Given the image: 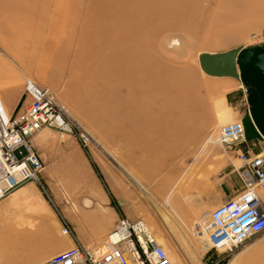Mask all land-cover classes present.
Listing matches in <instances>:
<instances>
[{
    "label": "rangeland",
    "instance_id": "374dc122",
    "mask_svg": "<svg viewBox=\"0 0 264 264\" xmlns=\"http://www.w3.org/2000/svg\"><path fill=\"white\" fill-rule=\"evenodd\" d=\"M138 2L0 0V97L4 89L18 90L21 93L19 104L25 99L28 101L24 82L30 78L50 89L72 126L69 132L43 126L30 138L44 162V187H38L53 211L50 209V214L41 216V223L36 220V229L19 232L21 237L0 235L5 250L18 259L43 237L41 230L46 225L51 226L50 233L53 232L54 214L60 217V212L68 222L72 220L71 214L79 216L82 206L78 198L82 196L85 204L90 203L87 197L92 198L89 185L100 189L106 194L107 203L119 209L115 221L119 215L141 218L160 238L173 263L201 264L200 256L205 251L216 253L208 243L209 225L199 221L209 219L212 208L240 189L241 180L235 167L242 163L239 148L243 149L246 141L235 144L232 151L210 140L206 144V141L216 136L221 125L244 114L248 103L240 79L208 73L199 58L206 53L264 44V4L254 6L244 18V26L241 24L237 29L234 26L232 30L227 24H219L218 28H230L231 33L215 38L211 48L204 49L199 44L184 51L187 33L182 29L191 26L187 25L190 24L188 19H181L177 27L159 32L154 51L165 61L175 63L176 69L179 66L190 71L191 81L199 86L198 93L216 105L206 119L207 127L185 141L176 155L169 156V152L160 148L166 140L165 134H160L162 129H158L164 117H154L148 123L153 130H158L147 134L139 142L140 146L121 135L122 132L137 135L142 128L134 116L124 113L133 102L126 99L124 91L119 93L114 82L118 75L114 62L123 49L109 48L108 44H115L119 35L128 38L132 26L126 27L122 22L135 19L137 9L148 10L159 5L156 0H141L139 5ZM116 23L120 26L116 27ZM225 36L229 38H223ZM171 37L180 39V43L170 45L172 48H167V55L161 40ZM79 131L88 135L86 144L78 139ZM168 134L175 138L185 135L178 127L171 128ZM254 141L256 148H264V140ZM74 160L86 183L76 181L69 165ZM89 175L96 178L94 184L89 182ZM96 204L91 202L92 207ZM197 215H201V219L195 217ZM200 228L204 234L199 232ZM58 232L64 234L61 227ZM175 233L181 240L176 239ZM105 235L86 245L100 243ZM198 246L204 247L199 255Z\"/></svg>",
    "mask_w": 264,
    "mask_h": 264
},
{
    "label": "built area",
    "instance_id": "2783aa9c",
    "mask_svg": "<svg viewBox=\"0 0 264 264\" xmlns=\"http://www.w3.org/2000/svg\"><path fill=\"white\" fill-rule=\"evenodd\" d=\"M243 86L246 90V86ZM24 90L29 100L21 112L9 113L0 100V198L26 180H33L44 187V162L30 141L37 130L43 126H52L60 131H72L70 122L47 86L35 84L30 78H26ZM248 106L247 104L245 112L248 111ZM217 136L216 143L228 149H233L235 144L244 142L247 138L241 119L221 125ZM78 139L83 144L89 141L88 135L83 131L78 132ZM239 150L243 163L236 170L241 187L233 196L217 204L209 212L211 228L208 232V243L217 254L214 263L227 259L249 239L264 232V148ZM61 223V232L76 238L73 228L63 216ZM37 264L172 262L165 248L153 240L141 218L120 215L102 242L86 245L76 239L74 245Z\"/></svg>",
    "mask_w": 264,
    "mask_h": 264
},
{
    "label": "bare ground",
    "instance_id": "6f19581e",
    "mask_svg": "<svg viewBox=\"0 0 264 264\" xmlns=\"http://www.w3.org/2000/svg\"><path fill=\"white\" fill-rule=\"evenodd\" d=\"M156 1L159 5L154 6L152 9L147 8L148 10H143L142 8L137 9V17L135 19H132L127 23L122 22L126 27L132 26V33L128 35V38L126 39L121 38L119 35V39L116 40V43L113 45L109 43L108 47L110 48V46H113L115 48L118 47L119 49H123L122 51H119V55H116L117 59L114 62L118 74L117 79L114 81L117 88L114 87L119 93L124 91L126 99L133 102L131 108L128 110L125 109L124 113L126 116H134L133 119L136 120V123L140 124L142 128L137 135L131 136L124 134L123 132L121 135L134 140L137 142L138 146H140L139 142L147 134L156 133L158 129H162L163 132L160 134H165L164 137L166 140L160 148L169 152V156H174L178 151L183 149L185 141L187 143L188 140L192 139L202 129L207 127L208 124L206 123V119L209 117L208 115L212 113L213 107L216 108V105L210 103L211 99L209 101L198 93L199 86L191 81L190 71H187L185 68L182 69L179 66L178 69H176L177 65L175 63L172 64V62L165 61L154 51L156 37L163 29L177 27L179 20L188 19L190 20V24L187 25L191 26L185 30L182 29L187 33V40H184V51L186 50L185 52H187L189 49H192V47H195L196 45L199 46V44H201L204 49L211 48V43L212 41L215 42V38L231 33L230 28H218L219 24H227L231 29L235 28L234 26H236L237 29L241 24L244 26V18L254 10L255 5L256 7L263 5L264 0ZM140 2L141 0H139L138 5ZM140 6L144 7L143 4H140ZM115 25L118 27L120 26V23H116ZM192 28L194 30H192ZM223 38H227V36ZM221 42L219 44H221ZM226 42L223 41L224 44H226ZM161 43L164 52L169 55L166 52V50H168L167 48H172L178 45L180 39L171 37L166 40H161ZM233 50L234 49H231L227 52ZM184 51L183 53H185ZM216 55L219 54L206 53L201 55L199 60H205L206 58L210 59V57ZM202 67L210 74L219 76L222 74L221 72H214V70L208 66L202 65ZM229 75L241 80L238 74ZM0 100L2 101L1 97ZM2 105L4 106L3 102ZM160 116L165 118L164 123L162 126H158V129L153 130L148 123L152 122L154 117L158 118ZM238 119L242 120V117H237L235 120ZM145 122L147 124H145ZM174 127H178L179 131L185 134L183 135L184 137L175 138L170 136L168 132ZM259 139L264 140V137H260ZM209 140L216 143L218 141L217 134L216 136L207 139L206 144ZM219 145L223 147L224 150L232 151V149H228L220 143ZM239 159L241 160L240 156ZM42 202L43 204L39 201V204L32 205L28 209V211L34 214H32L34 217L44 216L51 213L49 207L46 206V203H44L43 200ZM59 214L60 217L58 218L61 221V216L63 215L60 212ZM60 221L59 224L61 227L62 223ZM208 221L210 230V217ZM36 222L37 221L34 218L25 221V224L30 229H36ZM68 224L72 227L70 222ZM50 228L51 226L46 225L45 228L41 230L43 237L50 233ZM148 230L153 240L160 244V238H158L149 228ZM141 236L142 235H140V237Z\"/></svg>",
    "mask_w": 264,
    "mask_h": 264
},
{
    "label": "crops",
    "instance_id": "0c3cea01",
    "mask_svg": "<svg viewBox=\"0 0 264 264\" xmlns=\"http://www.w3.org/2000/svg\"><path fill=\"white\" fill-rule=\"evenodd\" d=\"M20 95L21 93L18 90H2L1 98L3 99L2 101L9 113L15 114L21 112L24 109L27 99L21 101V103L19 104L21 100ZM255 139L258 141L260 140L259 138H253L250 139V141L246 139L245 144L242 146L243 149H259L256 148V143L254 141ZM79 153H81V151H79ZM75 162L77 163L76 160H74V162H69V165L73 168V173L75 174L76 181H84V183H86V179L84 177L82 178V176L79 174L78 163L76 164ZM88 180L90 183L94 184L96 178L93 175H89ZM88 190L91 193L90 195L92 196V198L87 197L90 200V203H83V197L80 196V198L78 199L80 201L79 204H81L82 206V210L79 213L78 217L71 214L72 220H70V223L75 232L76 238H73L69 235L60 234L58 232V228L60 229V224L58 221L59 218L54 214L53 223H57L58 226L57 224H55V229L53 230V232L49 233L45 237H39V239L36 240V242L32 246L27 248L23 258L18 259L17 255L12 256L5 250L6 246L0 243V264H30L37 260L43 261L53 253L74 245L76 239L83 244H87L88 242L98 239L99 237L106 234L102 239L104 240L114 226L115 216L118 215L117 211H119V209L117 210L112 204L107 203L108 198L106 194L101 192L100 189H96L95 186L93 188V186L89 185ZM42 200L44 201V203H46V206L52 210L43 196L42 189H40L38 187V184H36L32 180H27L21 183L6 195L1 197L0 235H4L8 238H17L21 237V235H19V232H27L32 230V228L30 229L25 224V221L34 219V214L28 211V209L32 205L39 204V201H41V203L43 204ZM93 201L97 203L96 207H92L91 202ZM104 207H106V209H104ZM195 217L201 219V215H197ZM36 218V220L40 223L43 221V217L41 216H36ZM196 220L194 221V223L196 222ZM201 222L209 225L207 217L202 218L199 223ZM206 225H204V230H206ZM204 230L200 228L199 232L203 233ZM175 234L176 239L181 238L177 233ZM202 238L204 239V237ZM198 248V255L202 254L204 247L198 246ZM216 257V253L214 254L212 251H205L200 256L199 261L201 262V264H264V232L249 239L227 259H223L217 263H214L213 261L216 259Z\"/></svg>",
    "mask_w": 264,
    "mask_h": 264
},
{
    "label": "water",
    "instance_id": "95a60500",
    "mask_svg": "<svg viewBox=\"0 0 264 264\" xmlns=\"http://www.w3.org/2000/svg\"><path fill=\"white\" fill-rule=\"evenodd\" d=\"M232 49V48H231ZM220 51L210 59L201 60L214 72L238 74L246 86L249 111L242 116L246 137H264V44L254 47Z\"/></svg>",
    "mask_w": 264,
    "mask_h": 264
}]
</instances>
